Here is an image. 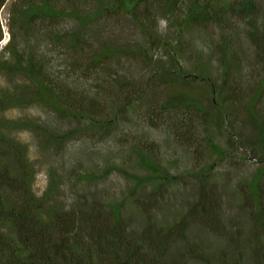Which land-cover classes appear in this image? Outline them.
Wrapping results in <instances>:
<instances>
[{"label": "trees", "instance_id": "1", "mask_svg": "<svg viewBox=\"0 0 264 264\" xmlns=\"http://www.w3.org/2000/svg\"><path fill=\"white\" fill-rule=\"evenodd\" d=\"M8 16L0 264H264V0H13ZM140 126L169 134L191 166L171 171ZM21 134L56 155L76 140L113 142L135 181L129 196L152 184L149 199L133 200L142 224L124 214L126 198L85 195L92 176L78 168L63 182L50 170L37 196ZM221 165L239 176L241 221L226 215ZM175 190L187 198L164 222L155 212ZM196 229L226 247L210 251Z\"/></svg>", "mask_w": 264, "mask_h": 264}, {"label": "rangeland", "instance_id": "2", "mask_svg": "<svg viewBox=\"0 0 264 264\" xmlns=\"http://www.w3.org/2000/svg\"><path fill=\"white\" fill-rule=\"evenodd\" d=\"M13 0H8L5 7L0 12V23L4 32L6 33V39L9 40L10 35L8 32V10ZM4 27V29H3ZM197 42V40H196ZM199 42V41H198ZM1 43V42H0ZM201 45V43L199 42ZM3 44H0V47ZM0 86H8V82L0 78ZM198 92H201V87L197 86ZM30 114H36L35 110L29 111ZM20 111L14 110L9 113L11 116L19 115ZM140 132L142 135L157 141L161 147V154L159 160L165 166H170L171 171L178 173L181 168H189L191 166V158L186 151L179 149L174 139L169 134L163 131H157L147 126H140ZM20 139L26 142L30 148V157L34 161L37 169L36 181L33 189L37 196L41 195L48 184L49 171L54 169L57 170L58 174L62 176V182L64 180L63 173L73 168H78L80 171L89 173L92 178L85 182L81 190L90 199H96L101 201H116L121 198L125 199V215L130 218L133 224H142L144 217L140 212L139 208L134 205L133 200L135 198H147L149 199L152 194V184L145 180L142 186L133 191L135 181L133 178L128 177L127 174L120 172L122 169L125 171V167H121L122 159L121 151L118 149L113 142L109 141L104 144H88L79 140L72 142L66 150L56 155L51 152H43L36 147L35 139L29 134H21ZM172 164V165H171ZM127 166V165H126ZM253 165L250 168L252 169ZM72 171V172H73ZM142 173V172H141ZM138 174V173H137ZM136 177H144V174H138ZM146 178V176L144 177ZM238 174L234 170L228 169L226 166L221 165L220 168H216L214 171V179L219 183L220 192H222L225 200L226 208L225 212L227 216H235L236 221H241V213L238 204V195L236 194V186L238 185L237 179ZM147 179V178H146ZM139 184L136 185L138 187ZM67 190L66 185L63 183V187ZM188 193H195L194 187L186 189ZM186 193L181 190L172 191L169 194V200L166 205H163L158 212H155L157 218L162 221L167 219L172 220L176 217L179 210L177 207L181 206V203L187 198ZM129 196V197H128ZM193 236L197 243L204 244L211 248L210 251L214 252L218 249H222L226 244L222 238L215 237L208 232L195 230ZM201 239V242L198 240ZM226 247V246H225ZM241 264H252L250 259L246 256L240 257ZM232 259L228 257L227 263L231 262Z\"/></svg>", "mask_w": 264, "mask_h": 264}, {"label": "built area", "instance_id": "3", "mask_svg": "<svg viewBox=\"0 0 264 264\" xmlns=\"http://www.w3.org/2000/svg\"><path fill=\"white\" fill-rule=\"evenodd\" d=\"M4 29V27H3ZM6 33L4 32V38L3 40H1V43L0 44H3V46L0 47V50L8 43L9 40L6 39Z\"/></svg>", "mask_w": 264, "mask_h": 264}]
</instances>
